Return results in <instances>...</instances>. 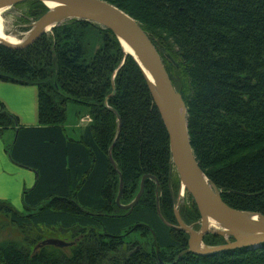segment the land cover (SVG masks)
Masks as SVG:
<instances>
[{"label": "trees", "instance_id": "trees-1", "mask_svg": "<svg viewBox=\"0 0 264 264\" xmlns=\"http://www.w3.org/2000/svg\"><path fill=\"white\" fill-rule=\"evenodd\" d=\"M103 1L139 23L160 55L186 104L196 160L222 200L264 216V0ZM16 6L27 24L47 12L38 1ZM92 31L102 44L93 55ZM51 32L24 50L0 45V81L38 90V126H20L0 103V134L15 133L11 161L36 174L22 192L23 211L0 201V213L18 229H59L80 239L69 253L3 245L0 264H264V245L210 256L185 252L188 235L172 227L181 188L171 184L168 135L140 69L96 24L71 19ZM70 100L91 117L76 140L63 126ZM119 174L122 206L131 203L142 176L155 178L145 180L129 214L115 203ZM189 199L190 212L179 210L186 225L200 219ZM133 235L148 237L152 251L123 254ZM203 239L207 246L225 244L218 235Z\"/></svg>", "mask_w": 264, "mask_h": 264}, {"label": "water", "instance_id": "water-1", "mask_svg": "<svg viewBox=\"0 0 264 264\" xmlns=\"http://www.w3.org/2000/svg\"><path fill=\"white\" fill-rule=\"evenodd\" d=\"M28 1L41 2L47 8V12L34 22L26 39L24 38L17 45H11L0 39V45L9 49L24 50L59 23L75 19L96 24L109 30L117 39L124 55L129 56L140 69L150 96L165 126L171 161L180 184L183 185L184 191L194 201L200 215V228L195 232L183 224L175 212L177 226L172 227L188 235V248L185 252H190L196 256H210L237 249L261 248L264 245V216L254 212L236 210L228 206L222 200L216 186L202 172L190 144L187 125L188 114L184 99L172 85L160 55L139 23L114 5L103 0H0V9L11 8ZM50 3L52 6H49ZM123 43L127 46L126 48L122 46ZM123 63L124 60L121 66ZM142 65L147 71L146 73ZM105 107L116 115L120 127L118 114L110 109L106 102ZM112 147L113 145L108 150V158L115 169L111 157ZM147 179L155 180L151 175L142 176L137 195L131 203L122 206L119 201L123 186L119 174V189L115 203L119 208L127 210L126 214L132 211L142 196L144 183ZM157 214L163 221L158 205ZM206 216L221 225L224 231H209ZM208 234L222 236L226 239L225 244L204 245L203 238ZM228 237H231L233 241H229ZM72 245L73 243H66L58 239H46L37 244L34 250L45 246L64 249Z\"/></svg>", "mask_w": 264, "mask_h": 264}, {"label": "rangeland", "instance_id": "rangeland-1", "mask_svg": "<svg viewBox=\"0 0 264 264\" xmlns=\"http://www.w3.org/2000/svg\"><path fill=\"white\" fill-rule=\"evenodd\" d=\"M26 17H27V14L25 13V10H23V8L18 7V6L0 10V32L5 37H9L16 41L18 40L22 41L28 34L32 25L34 24V23L27 24ZM67 21L68 20L63 21L59 23L57 26ZM91 33H93V31ZM52 36H53V33L49 31L45 34L44 37L52 38ZM96 37L97 36L95 35V33H93L92 35L87 37L88 41L86 40L87 46H89L88 50L90 51V54L92 55L95 53L97 54V52L102 47L101 42L97 40ZM123 60L124 58L122 59V62ZM115 73H117V70L115 71ZM113 91L115 93V90H112V93ZM112 93L110 94V97L113 96ZM87 112L88 111L86 108L81 107L80 105L72 102L71 100L69 101V104H67L66 109H65V121L63 124L65 132L69 138L76 140L81 135L83 128L89 125V123L91 122V117L88 115ZM7 141H8V138H7ZM172 175H173L171 176L172 186L173 184L176 185L178 183L179 188H181L179 196L176 199V203L174 207V215H175V212H177L178 218L181 220L183 224H185L183 220L180 218L179 210H181V212H184V213L190 212L191 210V202L189 199L190 195L187 192H185L184 189L182 188V185L180 184V181H179V178H178V175H177V172L174 166H173ZM156 185H158V182L156 183ZM137 193L138 192H136L135 195L132 196V198H130L131 202L133 201ZM12 206L20 212L23 211V210L17 209L14 205ZM176 223H177V220H176ZM187 226H189L193 231L196 232L200 228V219L196 221L194 224L187 225ZM194 227H197V228H194ZM73 234L74 233L72 232L68 233L66 231H62L59 229H45V228L43 229L41 228L39 229H34V228L18 229L8 220V218L4 214L0 213V246L8 245V244H15L17 247H25L29 243H33V244H30V247H31L30 249L34 250L35 246L39 244L41 241H44L46 239H58L66 243H73L72 247H75L80 237L76 238L75 236H73ZM148 239H149L148 237H143L139 235L131 236L129 240L126 241L127 248L125 247L126 249L122 253L127 255L128 250L129 249L131 250L132 248L133 249L141 248V250L145 253L152 251V248L150 246ZM225 240L226 239H224V241ZM228 240L230 241V239ZM130 243L133 245H130ZM203 244L206 245L204 241H203ZM62 251L65 253H69L70 249L68 247V248L62 249Z\"/></svg>", "mask_w": 264, "mask_h": 264}, {"label": "crops", "instance_id": "crops-1", "mask_svg": "<svg viewBox=\"0 0 264 264\" xmlns=\"http://www.w3.org/2000/svg\"><path fill=\"white\" fill-rule=\"evenodd\" d=\"M37 97L38 90L34 86L0 81V103L17 117L20 126H38ZM14 135L12 130L0 134V201L23 210L22 192L34 186L36 174L11 161L9 149Z\"/></svg>", "mask_w": 264, "mask_h": 264}, {"label": "bare ground", "instance_id": "bare-ground-1", "mask_svg": "<svg viewBox=\"0 0 264 264\" xmlns=\"http://www.w3.org/2000/svg\"><path fill=\"white\" fill-rule=\"evenodd\" d=\"M49 6H52V4L50 3L49 4ZM0 10H2V9H0ZM28 35L29 34H27L26 35V37H28ZM26 37H25V39H26ZM0 39H2V40H4V41H6L7 43H9V44H11V45H17L18 43H20L21 41H16V40H13V39H11V38H9V37H5V36H3V34L0 32ZM23 41V40H22ZM121 42H122V40H120ZM122 46H124L125 48L127 47L124 43L122 44ZM132 53V52H131ZM133 54V53H132ZM137 58V57H136ZM142 67H143V65H142ZM144 68V67H143ZM144 71H145V73L147 72L146 70H145V68H144ZM148 74V73H147ZM148 77H150L149 76V74H148ZM182 188H183V185H182ZM206 223H207V225H208V229H209V231H224V228L221 226V225H219L216 221H214L213 219H211L210 217H207L206 216ZM218 229H220V230H218Z\"/></svg>", "mask_w": 264, "mask_h": 264}]
</instances>
